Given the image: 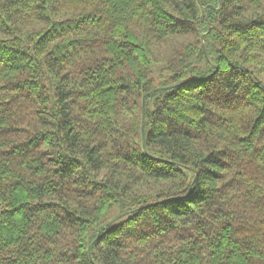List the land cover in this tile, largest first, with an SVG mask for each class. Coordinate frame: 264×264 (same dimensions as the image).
<instances>
[{"label": "trees", "instance_id": "16d2710c", "mask_svg": "<svg viewBox=\"0 0 264 264\" xmlns=\"http://www.w3.org/2000/svg\"><path fill=\"white\" fill-rule=\"evenodd\" d=\"M0 264H264V0H0Z\"/></svg>", "mask_w": 264, "mask_h": 264}, {"label": "rangeland", "instance_id": "374dc122", "mask_svg": "<svg viewBox=\"0 0 264 264\" xmlns=\"http://www.w3.org/2000/svg\"><path fill=\"white\" fill-rule=\"evenodd\" d=\"M154 74H155V76L157 77V76H159L161 73H160V69H159V67H157V66H154ZM166 76L168 75V74H165Z\"/></svg>", "mask_w": 264, "mask_h": 264}]
</instances>
